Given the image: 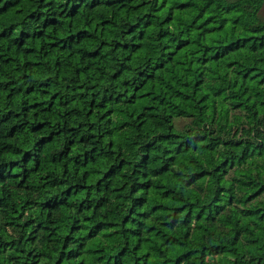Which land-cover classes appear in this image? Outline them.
<instances>
[{
    "label": "trees",
    "instance_id": "trees-1",
    "mask_svg": "<svg viewBox=\"0 0 264 264\" xmlns=\"http://www.w3.org/2000/svg\"><path fill=\"white\" fill-rule=\"evenodd\" d=\"M62 3L63 6L58 7L57 0H45L44 4H41L40 0H4L3 3H0V39L12 38L11 47L18 50L20 57H28L23 60V64L28 71L33 72V75H39V70L44 67L37 55L38 49L44 50L45 59L51 55L54 57L55 64L60 66L61 57H72V49L78 48L80 44L88 43L87 55L83 56L82 69L94 74L91 81L92 86L87 89L90 94L95 93L99 86H106L110 79L123 80L125 76L135 79L139 76L138 86L135 88L129 86L127 89L129 93L126 100L128 112L124 111V105L119 99H115L114 105L109 106L113 103L111 93H109L110 99L103 103H100L101 96H96L95 104L89 102V113L94 114L98 109L104 119L111 120L114 125L119 124L118 132L113 134V140L109 143H113L119 138L118 133L125 129L133 108L135 109V119L141 126H145L146 123L151 124L152 118L157 115L158 107L162 109L165 104L169 106L167 118L171 121L168 127L172 128L177 136L181 128L192 123L201 115L204 119L211 117L217 127L222 123L227 124V131L231 134L232 129L245 119L241 115L244 106L240 104V98L235 96L230 98V103L225 102L227 92L221 91V87L227 85L237 75L233 72V67L238 71L242 70L234 57L229 59L226 65L218 66L217 60L221 58V54L242 52L246 47L249 58L245 61L242 55L241 62L249 64L250 71L242 72L239 79L235 81L234 87L241 88L247 79L250 88L258 92L264 89V84L261 83L264 81V75L260 74V65L252 63L250 55L264 50V41L260 40L258 34L255 39L252 34H247L236 36L237 40L245 42L244 45L229 48V45L234 43L232 39L221 44V33H224L225 28H232L235 21L229 18V22L225 23L213 19L211 12L206 10L211 0H206L205 8L195 10L194 15L193 0H159L158 5L157 0H62ZM113 9H115V16L112 13ZM157 18L159 19L157 20ZM193 24L195 29L191 34H188L187 29L191 28ZM201 26H203L202 31H197L201 29ZM98 32H103L107 37L118 32L124 37L123 40H117L112 46L115 47L117 53L121 50L126 53L124 59L128 63L122 71L105 67L102 73L99 69L89 66V61L103 62L105 49L110 47L107 40L102 39L98 44L95 43L93 33ZM173 33L180 38L173 40ZM224 34L226 35V33ZM129 39H131V46L126 42ZM194 40L204 43V51L208 52V56H204L203 52L198 50V45L194 43ZM32 41H35L34 45L30 44ZM169 41H173L174 46L169 44ZM159 43L164 44L163 53L167 56V62L162 64L156 63L159 60L157 53L161 51L157 46ZM253 45L256 47H252ZM224 49H227V52H223ZM193 51H195V57H193ZM57 52H59V56L56 55ZM0 57H2L0 73H3L4 66L15 63V56L0 52ZM146 57L147 59H145ZM80 58V52H77L73 57V59ZM148 60L154 61L156 68L154 73L147 75L133 71L134 68L139 67V62L147 63ZM108 72L111 73L110 76L106 74ZM161 72H163V77L160 75ZM173 73H175V77H173ZM16 74L20 75L18 69ZM64 75L65 73L61 71L60 76ZM79 76L81 80L86 79L85 71L81 70ZM97 77H99L98 84ZM168 80H171V87L166 82ZM13 83L14 81H8V84ZM124 83L127 81L125 80ZM40 87L42 88L40 93H37V87L31 84L23 88L17 87L15 91L9 90L8 96H37L36 99L21 100V111L26 114L30 110L40 108L43 103L40 96L52 104L58 99L55 92L51 96L48 95L50 84H42ZM171 89L176 90V95L161 94L162 92L168 93ZM77 90L85 91L82 88ZM119 95L120 93L117 91L116 96ZM247 95L248 93L245 92V96ZM256 98L254 97L249 102H254ZM237 104H240L239 109L234 107ZM261 106L264 107V101L261 102ZM12 111L9 109V112ZM32 114L36 115V112L33 111ZM19 115L20 113H15V116ZM36 123L41 127L44 126L43 121ZM12 129L22 131V129H16V125H13ZM32 131H36V129H32ZM12 134L15 135V132ZM49 135L51 136L50 133ZM162 135L169 138L167 132ZM252 135L255 136L257 133H252ZM54 140L55 137L51 136V139L46 143H51ZM207 143V138L201 136L191 144H177L176 147L182 148V151L176 154L175 163L181 164L187 153H208L210 149L207 147ZM225 146L231 149L235 147V144H229L227 140H223L214 145L219 149L216 153L219 163L216 165L213 184L216 180L219 181V184L215 187L212 196L216 204L211 213L207 207L196 205L195 197L192 199L193 206L191 207H186L182 201H173L172 192L169 190L171 181L168 169L161 166L163 170L154 173L152 180L141 181L140 190L149 193V195L136 197L132 201L133 207H130L119 219L114 220L107 216L92 218L84 216L86 224H77L73 221L65 229L57 226L54 220L44 223L43 219H35L24 209L23 205H18L13 211L19 213V222L4 220L0 225V236H4L5 233L11 235L12 233L25 232L29 244L27 254L32 258L31 264H36V258H39V264H49L45 242L40 234L45 233L55 240L56 236L52 231H49L50 228L56 235L61 232L64 235L63 241L59 242L52 250V255L58 257L59 264H153L157 254L155 251L150 252L149 248L152 246V242L157 240L158 226L152 223L146 213L138 212L137 209L153 200V184L158 180L157 189L160 195L155 196V202L151 203V211L153 213L163 212L168 217L160 225V229L169 234V239L165 243L168 245L170 253H177L175 260H172L171 255L169 256L172 264L181 260V257L184 258L181 264H188L193 255L199 258L196 264H235V260L227 259L228 256L234 255L231 251L233 246L240 250L245 247L253 249L256 245L245 244V241L255 240L256 244H259L261 240H264V219H261L264 216V211H260V208L256 206L264 197V193L254 198V194L259 189L252 187L248 191V195L243 198L244 202L248 204L247 208L237 209L233 205V201L237 199L240 192L250 189V185L243 178L251 173V169L243 162H233L235 166L229 164ZM26 151L29 150L26 149ZM236 151L239 152L240 149L237 148ZM146 155L151 156L150 149ZM256 155L259 156L260 153L257 152ZM141 159H144V156H141ZM51 163H55V160H52ZM222 165L226 166L221 167ZM123 167L122 163L121 171ZM133 167L135 168V166ZM12 168V175L8 179L17 175L14 171L15 164H12ZM39 171L40 169L37 168L36 172ZM197 171L200 173L198 179L201 181L209 179L210 174L207 169L198 168ZM111 174L113 177H118V173L115 171H112ZM120 189L123 191L124 186L120 185ZM227 189H232L236 195ZM65 191L71 198L73 195L79 196L85 189L83 186L79 189H71L69 186ZM131 191H136V189L133 188ZM116 195L119 196L120 193L118 192ZM225 197L228 201L227 204L223 202ZM24 203L27 204L29 201L25 200ZM6 205L7 201L5 200L4 205L0 206ZM81 205L85 207L78 208V212L84 211L85 208L90 212L104 208V204L97 202V209H93L90 205H85V200H81ZM36 211H42L45 218L57 214L63 215L67 212V205L63 200L56 201L49 197L39 202ZM237 211L242 217L239 221V228L236 227ZM129 213H132L131 218ZM137 215L144 219L137 221ZM178 217L188 219H180L179 222H176ZM34 219L35 226L33 227ZM249 219L252 223H248ZM131 222L137 223L138 226L129 229L128 224ZM223 229L232 230L226 233L231 237L230 242H219V232ZM81 231L84 232L83 237L79 235ZM205 233L212 234L209 235L207 243L202 242ZM74 239L79 242L76 243L74 254L68 255L67 253H73L71 244ZM185 241H195L200 246L198 248L187 247ZM13 243L12 240L0 239V255L7 251L10 261ZM32 245H35V249ZM24 251L25 249H20L21 253ZM24 264H29V261H24ZM161 264H163V260H161Z\"/></svg>",
    "mask_w": 264,
    "mask_h": 264
},
{
    "label": "clouds",
    "instance_id": "clouds-1",
    "mask_svg": "<svg viewBox=\"0 0 264 264\" xmlns=\"http://www.w3.org/2000/svg\"><path fill=\"white\" fill-rule=\"evenodd\" d=\"M3 2L4 0H0V3ZM40 2L44 4L45 0H40ZM205 2L206 0H193V15L195 10L205 8ZM158 3L159 0H157V5ZM57 6H63L62 0H57ZM206 10L211 12L213 19L225 23L229 22V18L235 21L232 28L224 29L226 35L221 33V44L232 39L234 43L230 44L229 48L244 45L245 42L237 40L236 36L247 34H252L253 39L258 34L260 40L264 41V0H211ZM112 13L115 16V9L112 10ZM202 28L203 26L197 31H202ZM193 29H195L194 24L187 29L188 34H191ZM93 35L96 44L103 39L108 41L110 47L105 49L103 62L99 60L95 63L89 61V66L99 69L102 73L105 67L122 71L128 63L124 59L126 53L124 50L117 53L115 47L112 46L117 40H123L124 37L118 32H114L111 37L105 36L103 32L93 33ZM172 35L173 40L180 38L175 33ZM126 42L131 46V39ZM168 43L174 46L173 41ZM194 43L198 45V50L203 52L204 56H208V52L204 51V43L197 40H194ZM11 44V37L0 39V52L15 56V63L4 66L5 71L0 73V82H2L0 83V205H4L5 200L7 201L6 206H0V225L3 224L4 220L19 222V213L13 211L18 205H23L24 209L35 219H43L44 223H48V220H54L57 226L65 229L73 221L77 224H86L84 216L90 218L107 216L114 220L119 219L130 207H133L132 201L136 197L149 195V193L140 190L141 181L152 180L153 174L162 171L163 168L168 169V176L171 181L169 190L172 192L173 201L179 200L186 207H191L193 206L192 199L195 197V204L207 207L211 213L216 204L212 196L215 187L219 184L218 180L213 184V179L216 176V165L219 163V158L216 155L219 149L215 148L214 145L223 140H227L229 144H235V147L231 149L225 146V154L229 156V164L243 162L251 169V173L243 178L250 185V189L240 192L237 199L233 201V205L237 209L247 208L248 204L244 202L243 198L248 195V191L252 187L259 189L254 194V198L264 193V107L261 106V102L264 101V89L258 92L250 88L247 79L241 88L234 87L239 75L242 72L250 71L251 66L241 62L242 55L245 61L249 58L246 47L243 48L242 52L221 54V58L217 60L218 66L226 65L227 61L234 57L237 64L240 65V70H242L238 71L233 67V72L237 75L227 85L221 87V91L227 92L225 102L230 103V98L235 96L240 98V104L244 106L241 115L245 119L232 129L231 134L227 131V124L222 123L217 127L211 117L204 119L201 115L192 123L181 128L177 136L173 129L168 127L171 121L167 118L169 106L165 104L162 109L158 107L157 115L152 118L151 124L146 123L145 126H141L139 121L135 119V109L133 108L132 114L128 117V124L125 129L118 133L119 138L113 143H109L113 140V134L118 132L119 124L114 125L111 120L104 119L98 109L94 114L89 113V102L95 104L96 96H101L100 103H103L110 99L109 93H111L113 103L109 106H113L114 100L119 99L124 105V111L128 112L126 100L129 93L127 89L129 86L132 88L138 86L139 76L135 79L127 76L123 80L110 79L106 86H99L95 93L90 94L87 89L92 86L91 81L94 74L82 69L83 56L87 55L88 43L80 44L78 48L72 49V57H61L60 66L55 64L53 56L49 55L45 59L44 50L38 49L37 55L44 64L43 69L39 70V75H33L32 71L25 68L23 60L28 57H20L18 50L11 47ZM30 44L34 45L35 41L30 42ZM157 46L161 51L157 53L159 60L156 63H166L167 56L163 53L164 44L159 43ZM252 47H256V45ZM77 52L81 53V58L73 59ZM223 52H227V49H224ZM56 55L59 56V52ZM250 55L252 63H258L260 74L264 75V50H259ZM193 57H195V51H193ZM17 69L20 72L19 76L16 74ZM81 70L86 73L84 80H81L79 76ZM61 71L65 73L63 77L60 76ZM133 71L150 75L156 71L154 61L139 62V67L134 68ZM106 74L111 75L110 72ZM117 74L119 75V72ZM160 75L163 77V72ZM173 77H175V73H173ZM125 80L127 83H124ZM8 81H14V83L8 84ZM166 82L171 87V80ZM98 83L99 77H97ZM261 83L264 84V81ZM30 84L37 87V93L42 91L40 87L42 84H50L51 88L48 90V95L51 96L55 92L58 99L52 104L40 96L39 98L43 101L40 108L30 110L25 114L21 111V100L28 101L36 99L37 96L9 97L8 91H15L17 87L23 88ZM81 88L85 91L77 90ZM117 91L120 93L119 96H116ZM245 92L248 93L247 96H245ZM161 94L174 96L176 90L171 89L170 92H162ZM254 97L257 98L250 103L249 101H252ZM240 104L234 105V107L239 109ZM9 109L13 111L9 112ZM33 111L36 112V115L32 114ZM15 113H20V115L15 116ZM37 121H43L44 126L41 127L40 124L36 123ZM13 125L22 131L12 129ZM32 129H36V131H32ZM12 132H15V135ZM165 132L169 133V138L162 135ZM49 133L55 137V140L46 143L51 139ZM252 133H257V135L253 136ZM201 136L207 138V147L210 151L206 154L187 153L183 162L176 164V154L182 151V148H178L176 145L191 144ZM237 148L240 149L239 152L236 151ZM149 149L151 150L150 157L146 155ZM257 152L260 153L259 156L256 155ZM141 156H144V159H141ZM52 160H55V163H51ZM122 163L124 167L121 171ZM12 164H15L14 171L17 175L8 179L13 172ZM225 166L222 165L221 167ZM37 168L40 169L38 173L36 172ZM198 168L209 171L210 176L207 181L198 179L200 176L197 171ZM112 171L117 172L118 177H113ZM158 182L157 180L153 184V200L137 211L146 213L152 223L158 226L157 240L153 241L149 248L150 252L155 251L157 254L153 264H161V260H163V264H172L177 253H170L169 247L165 243L169 239V234L160 229V225L168 217L163 212L153 213L151 211V203L155 202V196L160 195L157 189ZM120 185L124 186L123 191H121ZM69 186L71 189H79L83 186L85 191L79 196L73 195L69 198L65 191ZM133 188L136 191H131ZM227 191L236 195L232 189H227ZM118 192L120 193L119 196L116 195ZM49 197L56 201L63 200L67 205V212L63 215L57 214L47 218L44 217L42 211L37 212L36 208L39 202ZM25 200L29 203L25 204ZM81 200H85V205H90L93 209H97V202L104 204V208L103 210L97 209L95 212L87 211L85 208L84 211L78 212V208L85 207L81 205ZM223 202L228 203L226 197L223 198ZM261 205H264V197L256 205L260 211H264V207ZM131 216L132 213H129L130 218ZM236 217V227L239 228V221L242 219L239 211H237ZM35 219L33 227L35 226ZM143 219L144 217L139 215L136 217L137 221ZM180 219L186 220L188 218L178 217L176 222H179ZM261 219H264V216ZM248 223H252L251 219ZM137 226L135 222L128 224L129 229ZM49 231H52L53 235L56 236L55 240L45 233L40 235L45 242L49 264H59V259L52 255V250L59 242L63 241L64 235L63 232L56 235L51 228ZM231 231V229L221 230L219 242H230L231 237L226 233ZM79 235L83 237L84 232L81 231ZM209 235L212 234L205 233L203 243L208 242ZM0 239L14 241L11 245V261L8 252L5 251L3 255H0V264H24V261H29L31 264L32 258L27 254L29 244L25 232L12 233L11 235L5 233L4 236H0ZM78 242L74 239L71 244L73 253H67L68 255L74 254ZM185 244L187 247L198 248L200 246L195 241H185ZM245 244H255L256 246L253 249L245 247L243 250L233 246L231 251L234 255L228 256L227 259L235 260V264H264V240H261L259 244H256L255 240H247ZM32 247L35 249V245ZM20 249H25V251L21 253ZM170 255L172 260L169 259ZM198 259L197 256L193 255L188 264H196ZM183 260L184 258L181 257V260H177L175 264H181ZM36 264H39V258H36Z\"/></svg>",
    "mask_w": 264,
    "mask_h": 264
}]
</instances>
